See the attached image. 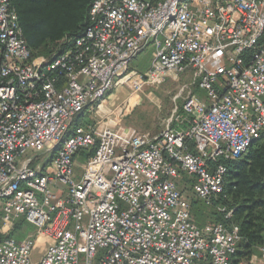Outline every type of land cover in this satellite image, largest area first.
Returning <instances> with one entry per match:
<instances>
[{
    "label": "built area",
    "instance_id": "obj_1",
    "mask_svg": "<svg viewBox=\"0 0 264 264\" xmlns=\"http://www.w3.org/2000/svg\"><path fill=\"white\" fill-rule=\"evenodd\" d=\"M149 47L148 74L130 71ZM188 69L205 97L190 94L186 130L75 126L124 82L139 91ZM262 138L264 0H94L82 34L49 59L0 0V264H233L239 227H200L179 182L213 205L225 164ZM21 220L38 236L12 238ZM40 236L50 244L35 262ZM239 264H264V246Z\"/></svg>",
    "mask_w": 264,
    "mask_h": 264
},
{
    "label": "trees",
    "instance_id": "obj_2",
    "mask_svg": "<svg viewBox=\"0 0 264 264\" xmlns=\"http://www.w3.org/2000/svg\"><path fill=\"white\" fill-rule=\"evenodd\" d=\"M94 0H11L18 13L25 40L34 57L52 58L63 48L64 38H76L88 24ZM47 43H52L48 46ZM46 44V45H45ZM62 44V45H60ZM60 45V47H59ZM81 126V121L75 123ZM90 155L84 154L82 160ZM224 196L214 206H225L232 217L217 210L213 224L237 226L242 242L233 264L251 259L253 248L264 246V138L255 142L238 160L227 162ZM201 201V200H200ZM192 212H193V204ZM193 216L200 227L202 224ZM247 258L241 257V251Z\"/></svg>",
    "mask_w": 264,
    "mask_h": 264
},
{
    "label": "rangeland",
    "instance_id": "obj_3",
    "mask_svg": "<svg viewBox=\"0 0 264 264\" xmlns=\"http://www.w3.org/2000/svg\"><path fill=\"white\" fill-rule=\"evenodd\" d=\"M66 39L70 38H64L62 43ZM47 44L48 46L52 45V43ZM153 57V47H149L133 61L130 71L147 75ZM190 94L205 97L204 91L198 88L194 71L189 69L172 72L162 82L147 83L139 91L130 82H124L108 93L99 108L96 107L94 110L84 113L76 123L81 121L82 125L110 127L124 130L130 134L145 133L152 136H157L168 128L186 130L196 117V115H187L184 110ZM41 162L45 164V168L49 167V164H46L47 159ZM179 187L184 196L193 204V212L202 226L213 224L216 220L217 210L214 205L196 198L193 190L194 180L182 174ZM3 226L4 223L0 220V228ZM9 229H12L9 235L18 241L29 236H38L35 227L24 220L9 225ZM48 242L49 239L46 236L38 238L32 256L33 261L37 259V250ZM257 252V247L253 248V255H256ZM241 257L247 258L244 250L241 251Z\"/></svg>",
    "mask_w": 264,
    "mask_h": 264
},
{
    "label": "crops",
    "instance_id": "obj_4",
    "mask_svg": "<svg viewBox=\"0 0 264 264\" xmlns=\"http://www.w3.org/2000/svg\"><path fill=\"white\" fill-rule=\"evenodd\" d=\"M49 244H50V242H48V243L42 245V246L37 250V255H36V256H37V259L34 260L35 262L39 261V260L43 257V255H44V253H45L47 247L49 246Z\"/></svg>",
    "mask_w": 264,
    "mask_h": 264
}]
</instances>
